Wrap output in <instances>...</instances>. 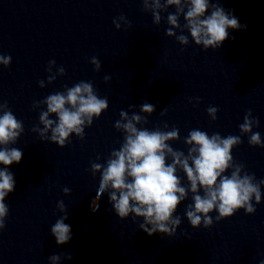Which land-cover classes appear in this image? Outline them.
<instances>
[{"label":"clouds","instance_id":"1","mask_svg":"<svg viewBox=\"0 0 264 264\" xmlns=\"http://www.w3.org/2000/svg\"><path fill=\"white\" fill-rule=\"evenodd\" d=\"M142 5V11L151 12L153 23L157 26L164 19L161 13L174 6L175 12L166 17L169 27L165 35L175 37L182 46H188L189 36L183 34L187 30L195 45L202 46L205 51L220 48L229 38V29L247 27L241 25L238 18L226 12L218 2L211 0H142ZM209 9L210 14L206 15ZM181 17L183 24L180 23ZM113 23L117 29L121 28V23L131 27V22L124 15L115 18ZM177 29L181 34L177 35ZM10 63L11 56L0 55V64L8 67ZM90 63L94 65L95 71L100 70L101 63L96 57H92ZM53 66L55 61H49V73ZM57 74L65 75V69L59 67ZM56 78L57 75H49L48 83L51 84ZM109 80L110 77H104L105 83ZM39 86L44 88L45 82L39 81ZM41 105L46 106V110H41L39 114V124L43 127H33L32 131L38 133L41 140H48L61 148L70 142L72 134L83 140L85 128L91 127L94 119H98L109 107L107 97H99L91 81L65 86L64 91L49 94L45 99L34 102L33 109ZM139 107L141 114L132 112L129 115L124 110L119 113L120 119L114 127L123 133L120 148L112 150L104 164L91 163L93 177L97 173L101 174L96 196L90 205L92 212L99 209V200L107 193L109 202L121 220L130 215L134 221L143 218L139 228L148 236L160 233L169 237L175 236L181 224V217L174 214L190 194L193 203L186 206L185 215L194 229L201 226L211 228L214 220L210 213L214 211L218 213L216 222L232 217L241 209L246 214L255 213L256 207L252 201L254 199L257 205L261 203V185L264 180L257 181L254 174L244 170L243 164L234 162L232 150L242 143L241 136L222 137L219 133L209 135L205 131L192 129L183 140L188 146L185 154L169 143L180 139L179 129L173 127L168 130L167 123L163 128L143 127L149 122L147 117L156 109L148 102ZM166 112L167 109H164L160 114L163 116ZM217 112V107L207 108L212 121L217 119ZM0 113V165L4 166L0 168V231H3L9 214L5 198L15 190L16 184L13 173L8 169L13 163L19 164L23 157L19 148L9 145L17 142L24 126L7 102L0 103ZM52 114H55L56 119L50 118ZM254 127H259V120L248 110L243 123L239 125L240 133L250 134V146L264 147L260 133L253 132ZM229 170L230 175L225 174ZM181 171L187 184L178 175ZM63 191L67 195L70 189L64 188ZM57 208L63 215L51 226V234L57 245H65L72 239L71 226L65 223L68 210L62 200L57 203ZM63 258L71 260L72 256L68 254ZM48 259L50 264H59L62 255L53 254ZM260 264H264V261Z\"/></svg>","mask_w":264,"mask_h":264}]
</instances>
